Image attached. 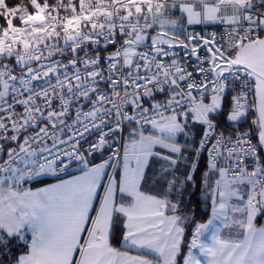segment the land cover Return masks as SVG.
<instances>
[{
  "label": "snow or ice",
  "instance_id": "obj_1",
  "mask_svg": "<svg viewBox=\"0 0 264 264\" xmlns=\"http://www.w3.org/2000/svg\"><path fill=\"white\" fill-rule=\"evenodd\" d=\"M194 24H223L224 36L187 32ZM177 48L195 59L191 70L167 59ZM253 79V123L264 146V0H0V253L24 248L0 264H157L113 247L118 224L123 245L150 250L161 264H179L181 255L182 264H264V227L254 223L264 216V158L249 133L226 136L211 117L230 90L226 120L244 116ZM189 115L203 125L198 145L176 142L188 135ZM126 122L137 128L119 175L106 172L119 150L89 166V155L117 143L118 133L123 139ZM149 125L156 134H145ZM213 137L202 177L211 214L200 222L183 208L184 193ZM73 160L81 175L19 191Z\"/></svg>",
  "mask_w": 264,
  "mask_h": 264
},
{
  "label": "crops",
  "instance_id": "obj_2",
  "mask_svg": "<svg viewBox=\"0 0 264 264\" xmlns=\"http://www.w3.org/2000/svg\"><path fill=\"white\" fill-rule=\"evenodd\" d=\"M169 2H171V1H169ZM179 15H180L179 10L176 9V10H174V12H173L172 16H170V18L171 19H175ZM197 25L202 26V27L204 26V27L201 29L200 32H197V30L195 32L200 33V34H205V33H213V27H214L215 24H194V25H191V26L188 27V32H192L193 29H191V28H193V27H195ZM205 26H207V27H205ZM162 98H163L162 96H157V99H162ZM204 102L205 103H209L210 102V98L204 100ZM218 112L211 114L212 119H214V116ZM181 120L184 121L185 118L181 117ZM231 122H234V121H227L226 120V123H231ZM186 123H187V127L185 128L186 129L185 132L188 133V135L185 136L182 133L181 136L176 139V142L181 144V145H186V143L187 144L196 143L198 138H199V136L201 135V133L203 131V125H201L197 121H194L192 119L191 115H189L187 117ZM133 128H137V126L135 124H128V125L125 126V129H124V132H123V142L124 143H123L122 156H121V158L119 160V163L116 166V168L112 167V162L106 167V172L107 173H113V174H115L117 176L119 175V171L122 169L123 162H124L123 161L124 144H125L126 141H130L131 140L132 137H131L130 133H131ZM137 130H139V129H137ZM154 151L166 154V150L161 149V147L159 145H156L154 147ZM186 155H189L190 159H195L194 153L191 150L186 149ZM107 158H108V156H106L104 153H102V152L97 153V154H95L93 156V158L88 160L89 161V166H92V165H95V164H99V163L103 162V160H105ZM207 159L208 158L205 155H203V154L200 155L199 166H198V168H197V170L195 171V174H194V184H189L187 186V190L184 193V200L186 202L187 200L190 199V197H192L195 194V197L197 199H199L200 201L206 203V205L209 208V212L211 214V196L210 195H205V190H204L203 180H202L203 173L205 171L206 164H207ZM152 161H153L152 162L153 168H159L160 164H159V162L156 161L155 157L152 158ZM78 164H81V169H79V168L72 169V166L78 165ZM67 169L68 170L70 169V170H73V171H71V172H69L68 174H65V175H63V174L66 173V172H58L57 174H61V176H56V175L43 176V177L55 178L54 181H52V182H50V183H48L46 185H42V186H38V187H32L30 185V183L33 180L29 181L28 189H31L32 191H36L38 188L46 187L47 185H50V184H55V183L59 182L60 180H68V179H71L74 176H79L84 171V167H83L82 162H79V163H76V164H70V166L67 167L65 170H67ZM185 173H186V168H185L184 163L182 162L180 165L177 166V170H176L175 174H176V176L178 178L182 179L183 176L185 175ZM216 178H217V176L215 174H213L212 177H211V181H214ZM36 179H39V178H35L34 180H36ZM102 180L104 182H107L108 176L107 175H103L102 176ZM142 190L148 191L149 194H153V195L157 194V191H156L155 188L149 191L147 185ZM98 191L102 194L103 193V188L100 187L98 189ZM94 203L96 204L97 207L99 206V197H97L94 200ZM94 214L95 213L93 212V215ZM210 214H209V216H210ZM254 223H255V226L257 228L264 227V219L262 221L255 220ZM227 235H228L227 232H225V236H227ZM121 237H122V231H121V235H120L119 240H116L115 238H113V235H112L111 242H112L113 247H116L120 251H128L131 255H143V256H146L148 259H152L154 261H157V264H161V262L158 261L157 254L151 252L150 250H139V249H134V248L130 249L129 247L123 245ZM194 253L197 254L198 258H200L203 261V256L199 254L198 250H194ZM183 254H187V245L185 246V248L183 250ZM74 255L78 258L79 257V252L78 251L75 252ZM178 261H179V264H182L183 255L178 257Z\"/></svg>",
  "mask_w": 264,
  "mask_h": 264
},
{
  "label": "built area",
  "instance_id": "obj_3",
  "mask_svg": "<svg viewBox=\"0 0 264 264\" xmlns=\"http://www.w3.org/2000/svg\"><path fill=\"white\" fill-rule=\"evenodd\" d=\"M52 2H54V0H53ZM184 23L186 24V21H184ZM188 27H189V26H188ZM188 27H187V29H186L187 32H188ZM213 33H215L217 39L220 40V39L224 36V33H225V25H223V24H215L214 27H213ZM113 50H114V49H113L112 47H110V48L108 49L109 52H110V51H113ZM89 51H90V49H89ZM175 52H176V55H175V56H170V57L167 58V59H169V60H170V59H177V60L181 61L182 63L186 62V63H187V67H188V69L191 70L193 64L195 63V59L192 58L191 60H187V61H185L184 49H183V48H177V49H175ZM205 53H206V51L203 50V49L200 51V55H201V56H204ZM83 54H84V53H81V55H83ZM103 54H104V55H107L106 52L103 53ZM56 58H59V57L57 56ZM67 58H68V55L66 54V55H65V60H67ZM196 78H197V79H200L199 76H197ZM105 87H106V85L101 84V89H104ZM249 87H250L251 90H245L246 97H247V101L249 100V96L252 94L253 89H254V83H253V81L251 82V84L249 85ZM241 90H242V89L240 88V85L237 84L236 87H235V91H241ZM209 91H210V90H209ZM233 94H234V92L230 90V91L227 93V96H226V97L229 98L230 101H231V97H232ZM193 95H194L198 100L200 99V93H199V92H195V91H194V92H193ZM226 97H225V98H226ZM205 100H206V99H205ZM73 107L75 108V105H74ZM84 107H85V109H87V104H85ZM18 110H19V109H18ZM246 111H248V109H246ZM74 115H75V112L72 113V116H74ZM244 116H245V115H244ZM244 116H242L238 121H235V123H234V122H231V123H230V124H231L230 127H220V126L217 125V131H218V132L223 131L224 134H225L226 136H227V135H233V136H234L237 132H247V133H249V136H250L251 142H252L253 144H256V145H257V156H258V157H261V146H260L259 143H258V131H256V134H252V133L249 132L248 130H245V129H239V128L236 127L237 122L244 120ZM70 119H71V117H70ZM213 121L217 124V122L215 121V119H213ZM132 124H135V123H132ZM126 125H128L127 122H126V123L124 124V126H123V132H124V129H125V126H126ZM149 126H150V125H149ZM147 127H148V126H147ZM26 134H27V133H26ZM96 135H98V133H97ZM122 135H123V133H122ZM202 135H203V131H202L201 135L199 136V138H198V140H197V142H196L197 145L199 144V141H200V138L202 137ZM119 137H120V134L118 133V134H117V137L115 138V139L118 140L117 143H109V144L106 145L102 150L97 151V152H95V153L89 155V156L87 157V160H90L91 158H93V156H94L95 154L100 153V152H104V154H105L106 156H109V155L112 154L113 151L119 150V158H118V159H117V158H114L113 161H112V164H115V165L117 166L118 163H119V160H120V158H121V156H122V153H123V139H120ZM86 139H88V140L95 139V135H90V136L86 137ZM108 139H109V141H112L114 138L111 137V136H109ZM214 140H215V137H213V138L208 142L207 147L204 148V149L202 150V152H201V154L205 155L207 158H208V148H210V147L212 146V143L214 142ZM86 146H87V145L85 144V147H86ZM65 163L68 164L69 161L66 159V160H65ZM76 163H79V161H75V160H73V161H71L70 164H76ZM254 163H255V161H254L251 157H248V158H247V165H248L249 170L252 169Z\"/></svg>",
  "mask_w": 264,
  "mask_h": 264
},
{
  "label": "trees",
  "instance_id": "obj_4",
  "mask_svg": "<svg viewBox=\"0 0 264 264\" xmlns=\"http://www.w3.org/2000/svg\"><path fill=\"white\" fill-rule=\"evenodd\" d=\"M53 0H50V2H52ZM19 2V0H9V3H17ZM204 27V26H203ZM202 26H195L191 29L192 32H195L197 30V32H200L201 29L203 28ZM207 27V26H205ZM231 107V101L229 98H225L223 101V108L221 110H219V112L214 116V119L217 122V125L220 127H230V123H226V115H227V111L230 109ZM255 119V113L254 111H249L246 114V118L242 121L237 122L236 127L239 129H245L248 130L249 132H251L252 134H256V125L253 123ZM104 153V152H102ZM261 158H264L261 154ZM55 178H50V177H42L36 180H33L30 185L32 187H38V186H42V185H46L52 181H54ZM183 208L185 210H191L190 215H193L195 217L196 221H200V222H204L208 219L209 217V208L206 205L205 202L200 201L199 199H197L195 197V194L190 197L189 200H187L184 205ZM264 219V216H259L256 220L257 221H262ZM187 232H188V237L185 238V244L184 247L182 249V252L185 248V246L187 245V241L188 238H190L191 232H192V225L190 224L187 228ZM121 235V225H117V228H115L113 230V238H115L116 240H119ZM22 249H20L18 246L14 248V250L11 253L5 254V253H0V260H5L8 261L10 259H12L15 256H18L21 254ZM7 251V250H6Z\"/></svg>",
  "mask_w": 264,
  "mask_h": 264
},
{
  "label": "rangeland",
  "instance_id": "obj_5",
  "mask_svg": "<svg viewBox=\"0 0 264 264\" xmlns=\"http://www.w3.org/2000/svg\"><path fill=\"white\" fill-rule=\"evenodd\" d=\"M169 1H171V0H169ZM246 109H248V111H246L245 110V116H244V119L246 118V114L249 112V111H254V113H255V104H254V93L252 92V94L249 96V100H248V104H247V107H246ZM257 118H256V115H255V119L254 120H256ZM216 121V120H215ZM256 125V130L258 131V125L257 124H255ZM148 130L145 132V134L147 135V134H149V133H151V134H156V133H154V132H152V129H151V126H148V128H147ZM185 131H186V129H185ZM182 134V133H181ZM181 134H179L177 137H176V139L177 138H179L180 136H181ZM126 141V140H125ZM124 143V142H123ZM77 168H79V169H81V164H78V165H74V166H72V169H77ZM71 171H73V170H64L63 172H66V173H64L63 175H65V174H68L69 172H71ZM62 175V176H63ZM56 176H61V174H56ZM41 177H43V176H41ZM41 177H39V178H41ZM28 184H29V181H25V182H22V185H21V187H20V189H19V191H24V190H26V189H28ZM209 214H210V212H209ZM28 239L30 240L31 239V235L29 234L28 235ZM20 249H22L21 251H24V248H23V246H18Z\"/></svg>",
  "mask_w": 264,
  "mask_h": 264
},
{
  "label": "water",
  "instance_id": "obj_6",
  "mask_svg": "<svg viewBox=\"0 0 264 264\" xmlns=\"http://www.w3.org/2000/svg\"><path fill=\"white\" fill-rule=\"evenodd\" d=\"M217 40H218V39H217ZM205 51H206V50H205ZM252 81H253V83H254L253 93H254V97H255V80L253 79ZM254 104H255V100H254ZM255 115H256V118H257L258 113H257V111H256V108H255ZM261 152H262V155H263V157H264V146H261Z\"/></svg>",
  "mask_w": 264,
  "mask_h": 264
}]
</instances>
